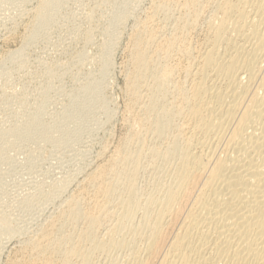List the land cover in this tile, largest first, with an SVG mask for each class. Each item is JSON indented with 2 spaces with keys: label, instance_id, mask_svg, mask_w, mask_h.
Here are the masks:
<instances>
[{
  "label": "rangeland",
  "instance_id": "374dc122",
  "mask_svg": "<svg viewBox=\"0 0 264 264\" xmlns=\"http://www.w3.org/2000/svg\"><path fill=\"white\" fill-rule=\"evenodd\" d=\"M3 1L0 3V130L23 127L25 132L27 119L37 112L44 127L52 125L58 133L64 129L69 135L63 137L60 131L61 139L57 133L56 139H45L42 135L33 142L9 137L11 147L0 160V264L19 262L20 251L28 241L35 240L51 222L59 220L56 218H62L61 214L70 206L68 202L80 205L85 211L76 206L82 221L78 219V224L69 220L71 225L65 222V230L61 227L57 231L60 219L54 232L56 237L62 235L64 239L63 234L68 237L70 245H77V250L85 249L90 256L88 263L134 264L136 253L149 259V264L161 262L170 242L179 233L185 213L201 191L198 182L186 201L183 199L184 206H179L178 214L167 219L165 236L159 242L161 249L150 253L148 226L156 217L163 197L175 187L182 153L187 147L186 138L191 135L185 131V117L175 110L181 97L190 94L187 90L191 92L189 74L201 60L218 0H62L56 11L37 26L36 9L45 0ZM120 16L125 19L117 26L115 20ZM145 24L155 35L151 43L150 39L145 41L146 45L150 44L151 64H165L173 70V75L169 85L162 88L153 84L152 78L139 79L140 88L136 87V92L130 81L135 76L133 39ZM111 43L115 48L108 53ZM12 53L18 56L12 57ZM107 53L112 63L110 70L104 72ZM71 100L72 103L78 100L85 109L77 111L72 120L64 119ZM164 109L170 116L161 120L170 117V125L160 128L164 127L160 120V126L155 127L158 112ZM73 120L80 123L75 127ZM208 140L210 152L224 156V143L215 138ZM104 167H110L111 177L105 182L111 181L113 185L111 194L105 197L89 185L90 176ZM120 171L128 176L114 178ZM132 192L136 204L128 217L123 207ZM89 213L100 220L95 229L99 241H109L115 232L114 244L107 251L91 250L92 255L88 254L89 241L79 240L81 232L84 234L88 228ZM4 230L16 234L15 238L9 240ZM70 257L72 264L82 263L79 256Z\"/></svg>",
  "mask_w": 264,
  "mask_h": 264
},
{
  "label": "bare ground",
  "instance_id": "6f19581e",
  "mask_svg": "<svg viewBox=\"0 0 264 264\" xmlns=\"http://www.w3.org/2000/svg\"><path fill=\"white\" fill-rule=\"evenodd\" d=\"M1 1L3 0H0V3ZM61 1L45 0L39 4L36 9L35 26L46 21L56 11L58 3ZM217 2V11L210 23L207 44L204 45L201 60L197 61L195 70L190 69L192 87L190 86L191 89H189L191 92L187 90L190 93L188 96H180L181 100L178 106L175 102L177 106L175 113L185 117V131L186 133L189 131L191 135L186 138L185 151L182 150L183 153L180 151L182 162L177 170L175 187L171 190L167 189L168 193L165 195L166 197H163L165 199L162 200L157 214L155 213L156 217L152 223L150 222L151 225H149L150 223L149 226L147 225L149 227H147V231H149V240L147 241H150L147 250L150 253L152 251V253H157L155 250L159 248L167 219L174 213L178 214L179 206L182 204L184 206L183 199L185 200L190 190L196 189L198 182H201V191L199 197L190 206V210L185 213L181 228L178 229L179 233H176L177 235L170 242L169 250L167 249V253L163 254L164 257L161 262H158L159 264H264V0H218ZM124 19L125 16L116 18L115 24L120 25ZM146 25L142 27V31H138L133 39L135 40L134 51L136 50L133 55L135 76L130 81L134 91H136L139 79L142 81L146 77L152 78L153 84L162 88L171 81L173 75V70L165 64L164 66H158L159 63L158 65L151 64L150 44L146 45V42L149 39L150 43L154 41L155 35L154 32L148 30ZM112 45L114 44L111 43L108 53L113 48ZM113 49L110 52H113ZM159 49L161 50V48ZM108 53L105 57L104 72L110 70V63H112ZM11 56L17 57L18 54L12 53ZM153 84L152 86H154ZM179 89L181 88L179 87ZM165 90L163 89V92ZM183 93L185 95L186 92L183 91ZM177 96L179 95L177 94ZM151 105L149 106L151 107ZM84 109V104L74 100L64 119L72 120L77 111H84ZM165 109L158 112V115L154 114L158 116L157 119L159 118L155 127L160 126L161 117L169 115L168 110ZM169 118L163 120V117L161 122L164 127L160 128L165 129L170 125ZM26 122L25 132H22L23 127H14L7 132L3 129L0 130V160L5 158L3 156L11 147L10 138L33 142L40 139L42 135L45 139H56L58 136L61 139V135L63 137L69 135V132L64 129L60 130L62 132L60 135V131L58 133L57 128L55 129V126L52 125L44 127L37 112L31 115ZM74 122L75 127L80 123V121ZM209 138H215V140L224 143V156L220 157L217 153L210 152L207 145ZM174 149L177 152V149ZM207 149L209 150L207 151ZM109 169L101 168L89 179V185L95 186L99 195L102 194L104 197L105 195L109 196L113 190L111 181L105 182L106 179L109 181ZM124 172L113 174L114 178L117 175H121L120 178H125L128 175ZM130 196L127 205L123 207L127 210L124 211L128 212L126 216H131L136 204L134 193L132 192ZM122 203L124 204V201ZM69 204L68 210L61 214L62 218H56L59 220L51 222L35 240L28 241L27 246L20 251L22 259L19 262L17 260L18 263L11 264H72L70 256L73 257V255L82 259H80L81 264H90L88 263L90 256H87L85 249L83 251V248L82 250L80 248L82 253L76 249L77 245H70L71 241L67 239L68 237L65 238L64 234V239L62 235L57 237L55 235L57 232H54V227L60 219L62 222H60L57 231L63 227L65 222L66 225L67 222L68 225H71L69 220L78 223V219H81L77 209L80 205L74 202H68ZM79 209L83 211L82 208ZM90 213L89 216H86L88 220L86 232L84 234L81 232V236L76 237L80 238L81 243L89 241L91 248L88 245L90 248V250L87 249L88 254L91 250L107 251L110 245L114 244L115 232L111 234L112 236L110 235L111 240L109 238L107 242L99 241L95 237V229L100 223V220L97 219L98 212H96V216L93 215L94 212ZM81 216L84 215L81 214ZM122 218L124 217L122 216ZM143 228L146 229V227ZM63 229L65 230L64 227ZM53 232L55 237H53ZM3 233L9 240L15 238L16 235L5 232V230ZM138 254L135 255L134 264H149V259L141 258L142 255L139 257Z\"/></svg>",
  "mask_w": 264,
  "mask_h": 264
}]
</instances>
